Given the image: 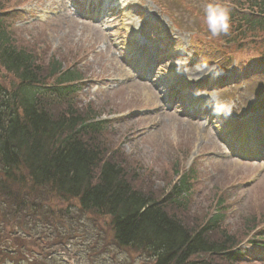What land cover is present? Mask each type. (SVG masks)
Segmentation results:
<instances>
[{
    "label": "rangeland",
    "instance_id": "374dc122",
    "mask_svg": "<svg viewBox=\"0 0 264 264\" xmlns=\"http://www.w3.org/2000/svg\"><path fill=\"white\" fill-rule=\"evenodd\" d=\"M7 1L0 0V5ZM64 1L34 0L28 8L32 16L18 20L16 30H10L16 46L38 53L43 58L39 63L46 65L48 57L55 56L65 67L79 69L84 85L74 108L79 114L99 115L110 121L99 138L104 150L122 163L135 189L164 199L179 176L191 170L187 173L191 189L188 205L168 204L165 210L195 228L203 225L206 216L220 210L223 237L231 236L242 254L229 264H264V246L247 243L253 239L252 233L247 235L249 222L258 225L255 234L264 228V158L242 152L230 155L218 138L229 123L223 113L264 106V73L250 75L235 87L230 83L201 93L223 119L211 120V126L205 128L197 121L187 124L178 108L169 116H161L154 108L161 99V89L132 78L134 73L118 59L133 47V32L144 41L149 39L136 25L140 16L142 28L148 29L149 17L164 25L161 29L177 46L183 45V61L171 59L170 63L181 66L182 73L191 79L204 72L207 74L203 76H210L214 68L231 61L226 73L230 79L249 74L242 62L261 68L262 40L252 43L248 39L245 47L232 46L233 55H228L223 51L224 41L209 36L204 20L207 4L226 7L231 0H135L130 14L128 10L107 16L101 23L105 31L93 22H88L92 26L71 18L65 13L68 9ZM240 26L243 29L244 24ZM166 67L161 64L160 69ZM14 85L11 73L0 66V90L9 92ZM59 108L52 111L57 113ZM20 173L24 174L22 185L0 191L4 198L0 202H5L0 204V264H153L144 255L115 244L108 216L83 211L76 200L63 201L46 188H32L26 172L21 169ZM120 255L123 261L117 259Z\"/></svg>",
    "mask_w": 264,
    "mask_h": 264
},
{
    "label": "trees",
    "instance_id": "16d2710c",
    "mask_svg": "<svg viewBox=\"0 0 264 264\" xmlns=\"http://www.w3.org/2000/svg\"><path fill=\"white\" fill-rule=\"evenodd\" d=\"M231 4L230 21L236 26L244 24V29L229 44L244 42L247 38L240 35L249 32L259 33L251 39L264 44V0H235ZM37 54L16 46L11 32L0 23V66L20 83L13 96L0 99V191L22 185L23 169L32 188H46L63 201L76 200L83 211L108 216L115 244L144 255L153 264L236 261L237 253L231 251L236 241L223 237L220 214L198 228L186 226L164 209L162 200L131 185L119 159L104 150L99 138L101 125L84 122L90 114H79L73 108L71 93L62 90L60 98L66 106L57 105L62 107L57 113L48 108L29 85L58 75L62 65L53 58H48L46 65L39 63ZM75 78L74 72L66 71L57 80ZM184 184L182 179L179 189Z\"/></svg>",
    "mask_w": 264,
    "mask_h": 264
},
{
    "label": "clouds",
    "instance_id": "9594fccd",
    "mask_svg": "<svg viewBox=\"0 0 264 264\" xmlns=\"http://www.w3.org/2000/svg\"><path fill=\"white\" fill-rule=\"evenodd\" d=\"M205 18L209 32L212 36H218L221 33H227L230 27L229 9L219 4L209 3L205 8ZM123 261L124 256L117 257Z\"/></svg>",
    "mask_w": 264,
    "mask_h": 264
}]
</instances>
